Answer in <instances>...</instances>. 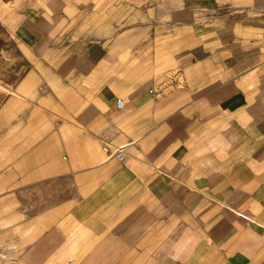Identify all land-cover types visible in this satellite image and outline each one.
<instances>
[{"label":"crops","instance_id":"obj_1","mask_svg":"<svg viewBox=\"0 0 264 264\" xmlns=\"http://www.w3.org/2000/svg\"><path fill=\"white\" fill-rule=\"evenodd\" d=\"M0 264H264V0H0Z\"/></svg>","mask_w":264,"mask_h":264},{"label":"built area","instance_id":"obj_2","mask_svg":"<svg viewBox=\"0 0 264 264\" xmlns=\"http://www.w3.org/2000/svg\"><path fill=\"white\" fill-rule=\"evenodd\" d=\"M152 92H154V93H158V91H156V90H152ZM123 149H124V146H122V147H118V148H116V149H111L110 150V156L111 155H117V154H120L122 151H123ZM121 158H123V156H121Z\"/></svg>","mask_w":264,"mask_h":264},{"label":"bare ground","instance_id":"obj_3","mask_svg":"<svg viewBox=\"0 0 264 264\" xmlns=\"http://www.w3.org/2000/svg\"><path fill=\"white\" fill-rule=\"evenodd\" d=\"M172 86L173 85H171L170 83H167L166 86L162 89L163 91H162L161 95L166 93L170 89V87H172Z\"/></svg>","mask_w":264,"mask_h":264},{"label":"rangeland","instance_id":"obj_4","mask_svg":"<svg viewBox=\"0 0 264 264\" xmlns=\"http://www.w3.org/2000/svg\"><path fill=\"white\" fill-rule=\"evenodd\" d=\"M6 2H11V0H6ZM164 97L161 95L160 99H163Z\"/></svg>","mask_w":264,"mask_h":264}]
</instances>
